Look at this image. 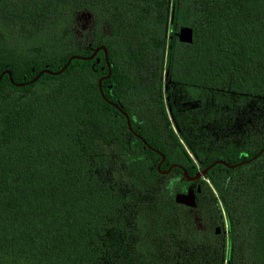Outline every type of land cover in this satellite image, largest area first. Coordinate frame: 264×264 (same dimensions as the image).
<instances>
[{"label": "trees", "instance_id": "1", "mask_svg": "<svg viewBox=\"0 0 264 264\" xmlns=\"http://www.w3.org/2000/svg\"><path fill=\"white\" fill-rule=\"evenodd\" d=\"M1 74L0 264H264V0H0Z\"/></svg>", "mask_w": 264, "mask_h": 264}, {"label": "water", "instance_id": "2", "mask_svg": "<svg viewBox=\"0 0 264 264\" xmlns=\"http://www.w3.org/2000/svg\"><path fill=\"white\" fill-rule=\"evenodd\" d=\"M177 36H178V40H179L180 42L190 43V42H192V39H193V30H192L191 27L183 26V27L179 28L178 33H177ZM99 49L103 50V52H104V56H105V59L107 60V51H106V49H105L104 46H99V47H97V48L93 51V53L89 56V58L93 57V56L95 55V53H96ZM77 57H80V56H77V55H72V56H70V57L67 59V61L65 62V64H64L59 70H57V71L52 72V71H50V70H48V69H43V70H41V71L38 72L37 75H36L33 79H31L29 82H33V81H35V80H36V79H37L42 73H44V72H45V73H49V74H54V75H56V74H60V73L63 72V70L67 67V65L69 64V62L71 61V59H73V58H77ZM107 67H108V73H107V75L101 77V78L98 80V88H99V92H100V94H101V96H102V98H103L104 100H106L109 104L114 105L116 108H118V109L121 111V113H122V114L125 116V118H126V124H127V126H128V129L131 130V127H130V124H129V117H128V115H127L125 112H123V111L121 110L120 106H118V105L114 104L113 102L107 100L106 97L103 95V92H102V89H101V80H102L103 78H105V77H108L109 74H110V65H109V63H107ZM3 73H7L8 76H9V78H10V80L12 81L11 72H10L9 70H5ZM1 76H2V74L0 75V78H1ZM25 83H28V82H25ZM17 85H21V84H17ZM133 133H134V132H133ZM149 147H150V146H149ZM150 148H151V147H150ZM263 149H264V147H263L261 150H259V151H258V152H257L252 158L246 160V162H248L249 160L255 158L258 154H260V153L263 151ZM156 151H157V150H156ZM157 152H158V151H157ZM158 153H159L160 156H161V159H160V161H159L158 164H157V169L159 170V166H160V164L163 162V160H164V156H163L160 152H158ZM241 163H242V162H239V163H236V164H232V165H230V164L224 162L223 160H216V161L212 162L211 164H209L208 166H206L204 169L198 171V172H197L195 175H193V176H189V175H187V173H186L185 171H183V175H184V178H185L187 181H193V180L199 179V178H201L202 176H204V175L208 172V170H209L213 165H215V164H223V165H225L226 167L232 168V167H235V166L240 165ZM172 166H173V165H170V166L168 167V169H166L165 171H160V170H159V172H161V173H167V172L170 170V168H171ZM197 190H199V189L197 188ZM175 202H176V203H179V204H183V205L189 206V207H195V206H196V199H195V191H194L193 187H192V186H189V187L186 188L185 191L176 193V194H175ZM216 232H219V228H216Z\"/></svg>", "mask_w": 264, "mask_h": 264}, {"label": "rangeland", "instance_id": "3", "mask_svg": "<svg viewBox=\"0 0 264 264\" xmlns=\"http://www.w3.org/2000/svg\"><path fill=\"white\" fill-rule=\"evenodd\" d=\"M186 101H187V102L183 103L184 105H185V104H188L189 101H190V99H186ZM193 102H194V101H193ZM193 102H192V103H193ZM192 103H191V104H192ZM191 106H193V105H191ZM167 111L170 112V107H169L168 105H167Z\"/></svg>", "mask_w": 264, "mask_h": 264}]
</instances>
